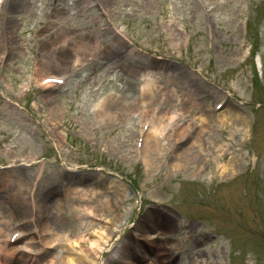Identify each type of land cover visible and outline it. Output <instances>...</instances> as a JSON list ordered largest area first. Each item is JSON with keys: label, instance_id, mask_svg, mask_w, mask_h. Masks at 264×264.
Here are the masks:
<instances>
[{"label": "rangeland", "instance_id": "1", "mask_svg": "<svg viewBox=\"0 0 264 264\" xmlns=\"http://www.w3.org/2000/svg\"><path fill=\"white\" fill-rule=\"evenodd\" d=\"M33 1L25 10H4L2 19L0 194L13 205L16 193L40 174L33 196L44 205L66 180L100 178L126 220L101 261L140 222L147 229L157 226L151 232L160 238L152 246L142 238L148 252L139 251L142 243L133 240L130 264H264V0H77L55 17L49 12L51 0ZM87 33L91 41L77 40ZM250 44L258 54L246 59ZM119 58L130 73H118L114 61ZM145 66L164 69L163 111L180 107L171 91L185 92L184 76L196 82L198 98L212 102L208 113L225 98L220 115L238 112L246 120L218 121L207 134L213 145L190 154L179 169L171 166L178 158L169 133L148 169L131 156L134 120L143 109L133 102L141 92V76L131 71ZM49 75L67 81L38 88ZM108 95L103 109L96 110ZM160 97L157 92L155 100ZM217 162L229 163L224 173ZM17 175L22 181L13 178ZM130 185L140 196L138 207ZM114 186L126 195L113 192ZM64 202L63 221L52 203L48 218L76 235L71 205L96 201L70 195ZM98 215L110 219L114 213ZM153 218L158 219L151 223ZM4 242L1 237L0 245Z\"/></svg>", "mask_w": 264, "mask_h": 264}, {"label": "bare ground", "instance_id": "2", "mask_svg": "<svg viewBox=\"0 0 264 264\" xmlns=\"http://www.w3.org/2000/svg\"><path fill=\"white\" fill-rule=\"evenodd\" d=\"M9 1V2H8ZM70 1V0H69ZM77 0H73V4ZM84 1V0H80ZM107 2V0H104ZM11 0H4L3 4L7 3L8 8L4 10L9 11L15 8H20L19 10H25L31 5L34 6L33 0H15L14 4H10ZM67 0H51L49 12L53 17L57 15H62L66 11ZM69 5V4H68ZM53 9V10H52ZM17 10V9H16ZM4 18V16H3ZM9 24L11 29L13 24L12 22L6 20L5 25ZM82 43L91 41V34L87 33L83 36L78 37ZM114 65L119 72L130 73L129 67L126 65V62L122 58L115 59ZM137 73V72H136ZM144 82L140 89V95L133 102H137L136 106H143V109L138 112L139 118L143 119L145 122H149L148 129L144 132L145 134L142 137V147L140 151V159L144 162L147 168H151L155 165V155L164 144L161 143L160 131L161 128L172 121L173 119L181 116L182 114L187 113V110L191 107H195L199 110L197 115L192 117V120H197V123L193 125L196 126L189 127V122L186 123H177L174 129L171 131V136L173 141L176 143L175 155L178 158L171 165L174 169H179V167L184 166V161L188 158L190 154H194L197 150L203 151L207 150L209 146L213 145L211 139L204 138L206 133L210 131V116L203 110L201 104L196 101L198 94L196 93V82L193 83V79L182 77V83L185 85V92L181 94V104L177 109H166L163 111L160 108L161 104H164L163 97H167V92L161 84L162 77H159L156 73L150 71L146 74H143ZM171 77V76H170ZM173 79V78H172ZM168 82V81H167ZM169 83V82H168ZM194 85V86H192ZM157 92L162 93L160 99L155 100V94ZM172 95L179 98L177 90H172ZM109 95L107 98H101L96 104V110H102L106 102L109 100ZM116 98V96H113ZM151 107V103H153ZM207 104L211 102H206ZM222 123L226 121L236 120L243 122L246 120L245 116L240 115L238 112L222 113ZM219 116V117H220ZM217 117V116H216ZM215 117V118H216ZM217 147V146H215ZM219 173L222 174L227 170L228 162L226 163H216ZM203 167V161L197 164V170L200 171ZM91 175H88V179ZM15 180L17 182L22 181L21 175H17ZM84 179V178H83ZM85 182H76L78 183L75 186L69 185V190L67 192V199L70 198V195H77L79 198L85 200H95L97 204L92 202V204H86L85 206H75L71 205L73 211H76V221L77 232L75 235L74 230L58 229L61 226H58L50 220V215H48V205L38 201L35 203L34 197L31 196L30 199V214L34 216V219L37 221L36 232L38 235V241L40 242L41 249L39 253L33 252L31 249V244L26 241V243L19 247V252H13V254L4 256L2 254V248L0 247V264H130L133 255V240L136 239L140 244L139 251H149V248L144 246L142 238L151 242V245L155 244V240L160 238L159 233H152L151 231H156L157 226H152L151 229H147L140 222H137L131 226V233L126 236L120 244L113 247L112 255L106 261H101L100 255L103 250L108 249L109 241L111 237L116 233L120 232L121 228L126 226L125 219L115 220L114 218L110 221V226H103L100 231L96 232L97 236L92 235L88 236L91 226H94L95 223L90 220H86V214H104L113 212L114 207L109 202V195L106 194L107 191L102 187L103 185L99 182L100 178L97 181H88ZM99 182V183H98ZM111 182V181H110ZM89 183V184H88ZM104 184H107L106 182ZM116 191H121L122 196H125L124 189L119 188V186H114ZM55 190L57 189L54 188ZM118 191V193H119ZM55 206V214L60 216V221H63L62 214L65 211V202L63 199L59 198L56 201H53ZM94 204V205H93ZM29 205V202H28ZM2 208V209H1ZM0 238L6 237L8 232L11 231V225L13 222V209L8 199L5 196H0ZM106 210L108 211L106 213ZM156 217V216H154ZM104 218V217H103ZM69 220V218H67ZM158 218H153L149 220L151 223H154ZM61 223V222H60ZM63 223V222H62ZM61 225V224H60ZM159 231V230H158ZM27 234L22 239H25ZM85 236L87 237V242H89L90 247L87 246V242L84 241ZM148 239H145V238ZM16 240L14 244L20 242ZM82 240V242H78ZM153 243V244H152ZM8 245H11L10 243ZM26 251V252H25ZM134 262V261H132ZM163 264H170L168 261L164 260Z\"/></svg>", "mask_w": 264, "mask_h": 264}]
</instances>
